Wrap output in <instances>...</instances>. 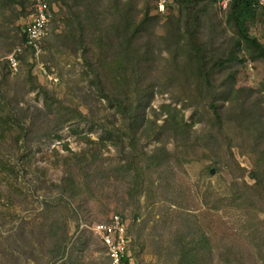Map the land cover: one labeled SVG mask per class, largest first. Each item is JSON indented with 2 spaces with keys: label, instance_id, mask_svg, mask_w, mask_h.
<instances>
[{
  "label": "rangeland",
  "instance_id": "rangeland-1",
  "mask_svg": "<svg viewBox=\"0 0 264 264\" xmlns=\"http://www.w3.org/2000/svg\"><path fill=\"white\" fill-rule=\"evenodd\" d=\"M82 1L98 9L112 0ZM155 2L135 3L137 20L147 14L152 19V35L162 44L161 50L156 49L158 59L151 62L150 72L157 80L152 98L144 107L145 116L160 126L167 116L161 107L176 109L184 122L195 123L190 141L184 147L180 142L166 140L165 134L157 140L150 132L149 136L138 134L136 147L139 156L145 154L139 157L143 166L148 162L145 157H150L156 147L164 146L167 154L157 167L145 171L141 185L134 186L124 169L119 168L126 164L122 155L132 153L127 138L119 148L105 136V131L122 132L124 121L93 94L92 75L82 59V48L65 46L62 36L71 32L64 31L61 17L56 23L51 21L52 13L59 8L52 5L38 58L21 54L26 57L14 74L6 69L2 72L0 67V264L62 262L53 260L47 252L51 241L46 231L52 220L59 222L57 233L64 238L65 254L71 253L73 261L108 264L104 247L88 228L115 214L124 220L131 237L128 264H171L177 258L178 239L183 235L196 237L197 233H205L214 244L235 241L244 249L250 264H260L246 254L248 240L237 236L245 217L233 207L210 208L217 199L227 203L224 199L231 196L233 188L242 191L244 184L253 185L252 157L243 146H236V141L226 139L219 156L213 158L205 147L212 123L209 101L201 98L203 91L192 90L194 80L193 94L179 88L181 82H190L186 75L179 73L177 80L171 74L172 58L162 40L173 31L171 19L179 17L182 31H198L199 43L207 45L208 50L222 43L229 48L228 41L238 45L233 56L244 57L245 61L235 66L238 72L234 89L256 90L264 79V59L247 51L234 27L227 24V13L219 11L210 0H169L162 14L155 10ZM7 4L0 2V58L21 44L29 18L27 4L19 18L14 16L21 11L20 6ZM258 13L260 16L247 22V30L264 47V14L262 10ZM108 19L110 25L113 19ZM91 48L95 55L99 53L96 46ZM3 74L7 85L2 82ZM37 86L43 87L48 96ZM3 96L11 103H5ZM49 105L51 114H47ZM46 119L47 126L43 122ZM217 158L220 163H215ZM67 170L81 186L77 199L71 200L60 191ZM86 173L90 177H85ZM85 181L87 186L83 185ZM258 218L264 219V214ZM211 262L216 263L215 259Z\"/></svg>",
  "mask_w": 264,
  "mask_h": 264
},
{
  "label": "trees",
  "instance_id": "trees-1",
  "mask_svg": "<svg viewBox=\"0 0 264 264\" xmlns=\"http://www.w3.org/2000/svg\"><path fill=\"white\" fill-rule=\"evenodd\" d=\"M192 1L198 3L203 0ZM210 1L214 4L213 0ZM0 2L20 6L21 11L16 12L14 17L19 18L26 10V3L22 0H0ZM45 2L49 12L52 10V5L59 6L58 11L52 13L51 21L56 23L58 17H61L64 20V31L71 32L69 36H62L66 40L65 46L82 48V59L87 72L92 75L93 94L98 100L105 101L107 107L113 109L124 121L122 132L115 134L118 129L105 131V136L114 141V145L119 148H123V139L127 138L132 153L129 156L122 155L126 164L118 167L124 169L134 186L141 185L145 171L157 167L160 159L167 152L164 146L156 147L150 157H145L148 162L143 166V161L141 162L139 157L145 154L138 155L137 135H148L150 132L155 134L157 140L158 136L165 134L166 140L172 139L186 147L195 124L184 122L176 109L170 111L166 106L161 107L167 116L160 126L145 116L144 107L152 98L157 80L151 75V62L158 59V54H155L156 49L161 50L162 45L152 35V19L145 14L142 19L137 20L139 11L135 8L136 0H112L99 5L98 9H95L91 2L84 3L82 0H45ZM258 10H262L264 14V8L259 7L256 0H232L226 11V22L234 27L238 41H242L247 46V51L248 49L254 51L259 58L264 59V47L251 38L247 30V22L260 16ZM108 17L113 19L110 25ZM170 26L173 28L172 33L161 40L166 44V50L172 58L171 74L177 80L180 77L177 78L179 73L186 75L190 84L187 85L179 80L182 83L179 88L188 95L193 94L191 80H194L195 88L192 90L203 91L205 94L201 98L209 101L208 109L212 115V123L206 136L209 138L205 141L207 145L205 147H208L213 158H216L219 156L222 142L229 139L231 142L236 141V146H243L244 152L252 157L250 178L253 185L244 184L242 191L233 188L231 196L224 199L228 201L227 203L222 204L221 200L217 199L210 208L233 207L245 217V222L237 236L248 240L246 254L249 257L252 255L260 264H264V219L258 218L259 214H264V79L256 90L234 89L235 76L238 72L235 66L245 61L244 57L236 59L233 56L238 45L228 41L229 48L223 47L224 43H222L208 50L207 45L199 43L198 31L190 29L186 32L182 31L179 17L172 18ZM144 34L147 35L143 37ZM21 40L23 41V36ZM92 46L98 48L97 55L91 51ZM30 53L26 51L24 55ZM24 55L17 57L19 62L24 61L26 57ZM28 65L30 70L31 65ZM0 67L2 72L6 69L11 73L4 62ZM2 82L7 85L5 74ZM37 88L44 96H48L43 87L37 86ZM196 94L200 95V93ZM3 99L5 103H11L7 97L3 96ZM47 109V114L53 113L50 105ZM47 120L43 121L46 126ZM31 126L34 128L33 125ZM229 129H231L230 133L224 134V131ZM218 134L222 136L221 139ZM87 143L91 144L90 141ZM230 150L228 148V152ZM93 162L92 159L86 168H90ZM215 163H220L218 158ZM130 172L132 175H129ZM66 174L59 186L60 191L71 200L77 199L81 186L69 170ZM84 176L90 177L87 173ZM87 184L88 181H85L83 185L87 186ZM236 186L240 187L238 184ZM208 204L210 203L205 202V205ZM59 226L57 220H52L47 228L46 236L51 241L48 254L53 256V260H63L58 264H82L73 261L75 259H72L71 253L65 254L64 238L57 233L60 230ZM187 238L189 239L186 240ZM178 240L177 258L172 261L173 264H213L211 262L213 259L216 261L214 264H250L245 257L244 249L235 241L214 244L205 233H197L196 237L183 235ZM124 264H128V258L124 259Z\"/></svg>",
  "mask_w": 264,
  "mask_h": 264
},
{
  "label": "built area",
  "instance_id": "built-area-1",
  "mask_svg": "<svg viewBox=\"0 0 264 264\" xmlns=\"http://www.w3.org/2000/svg\"><path fill=\"white\" fill-rule=\"evenodd\" d=\"M28 5V22L23 30V41L14 50L0 58V64L4 62L12 74L18 72L19 61L17 57L26 51L31 52L32 58H38L41 54L42 43L47 35L51 13L45 0H22ZM232 0H213L217 9L226 13ZM169 0H156L155 10L164 13ZM259 7L264 8V0H256ZM42 66L40 67V69ZM101 242L105 249L108 264H124V259L129 258L131 237L128 226L120 215H113L108 221L95 223L88 228Z\"/></svg>",
  "mask_w": 264,
  "mask_h": 264
},
{
  "label": "crops",
  "instance_id": "crops-1",
  "mask_svg": "<svg viewBox=\"0 0 264 264\" xmlns=\"http://www.w3.org/2000/svg\"><path fill=\"white\" fill-rule=\"evenodd\" d=\"M130 251V250H129Z\"/></svg>",
  "mask_w": 264,
  "mask_h": 264
}]
</instances>
